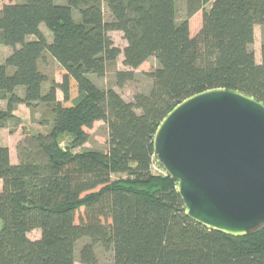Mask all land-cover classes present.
<instances>
[{
  "label": "trees",
  "instance_id": "obj_1",
  "mask_svg": "<svg viewBox=\"0 0 264 264\" xmlns=\"http://www.w3.org/2000/svg\"><path fill=\"white\" fill-rule=\"evenodd\" d=\"M176 13V0H3L0 44L12 53L0 64V133L20 123L19 105L51 117L18 142L16 164L0 138V264H76L77 254L99 264L97 246L114 264H264V227L235 237L189 218L153 153L160 122L195 94L226 88L264 102V45L260 64L252 49L264 0H187L186 19ZM46 55L62 75L47 91ZM120 55L131 69L117 72L120 87L150 58L159 63L149 93L131 102L92 79ZM97 122L109 130L106 152L82 149Z\"/></svg>",
  "mask_w": 264,
  "mask_h": 264
},
{
  "label": "water",
  "instance_id": "obj_2",
  "mask_svg": "<svg viewBox=\"0 0 264 264\" xmlns=\"http://www.w3.org/2000/svg\"><path fill=\"white\" fill-rule=\"evenodd\" d=\"M189 218L244 237L264 227V102L214 88L175 106L153 136Z\"/></svg>",
  "mask_w": 264,
  "mask_h": 264
},
{
  "label": "rangeland",
  "instance_id": "obj_3",
  "mask_svg": "<svg viewBox=\"0 0 264 264\" xmlns=\"http://www.w3.org/2000/svg\"><path fill=\"white\" fill-rule=\"evenodd\" d=\"M13 1V0H12ZM63 2V0H60ZM3 6V0H0V9ZM176 14L177 21L181 22L187 17V0H176ZM107 16V12H106ZM108 18V16H107ZM200 14L197 15L193 20L194 34H196L200 28L199 25ZM43 32L51 39L50 32L43 26ZM110 37L115 45L121 51L127 46V42L124 38L123 33L113 31L110 32ZM264 45V26L255 27V41L252 46L253 51L256 55L257 63L262 62V47ZM12 53V49L5 47L0 44V63H4L7 57ZM159 67V63L155 58H150L145 62L141 67L134 70L135 79L132 82L125 84L123 87H120L117 84L116 74L117 72H126L130 71L128 67L124 65V56L120 55L116 62L108 63L106 68L105 76L102 78L93 76V81L101 89H114L125 101L131 102L137 93H149L152 87V81L147 77V74L154 71ZM41 69L44 74L48 77V82L45 84V90L47 91L51 82L56 81L59 84L62 82V75L60 74L59 64L49 55H46L45 61L41 64ZM17 94L23 97L22 90H18ZM57 98L63 100V94L61 91H57ZM1 106V104H0ZM4 110V109H3ZM14 115L20 121V123H12L8 129H4L1 132L2 144L9 148L12 153L13 162H17V152L16 146L18 141L21 140L25 134H32L39 130V122L42 120H50V113L44 106H38L35 109H29L25 105L17 106ZM89 133V141L82 148L107 151L108 150V140H109V130L107 125L104 122H97L94 127L90 130H87ZM114 181L119 179H124L125 176H112ZM2 183L0 181V190ZM31 240H38L41 237V232L39 230L32 231L28 234ZM87 242H80L77 246V252L79 253L82 245ZM96 254L99 260V264H114L113 254L110 251H105L102 247H96ZM82 264L79 261L77 254V263Z\"/></svg>",
  "mask_w": 264,
  "mask_h": 264
},
{
  "label": "crops",
  "instance_id": "obj_4",
  "mask_svg": "<svg viewBox=\"0 0 264 264\" xmlns=\"http://www.w3.org/2000/svg\"><path fill=\"white\" fill-rule=\"evenodd\" d=\"M0 64H2V63H0ZM59 83V82H58ZM23 92V91H22ZM58 100H60V99H58ZM0 104H1V106H0V110H3V109H5L6 108V102L5 101H0ZM1 132H2V130H1ZM0 138H1V133H0ZM20 141V140H19ZM18 141V142H19ZM1 143H2V138H1ZM3 145V144H2ZM11 150V149H10ZM10 156H11V162L13 163V164H16L17 162H13V160H12V153H11V151H10ZM17 157V156H16Z\"/></svg>",
  "mask_w": 264,
  "mask_h": 264
}]
</instances>
